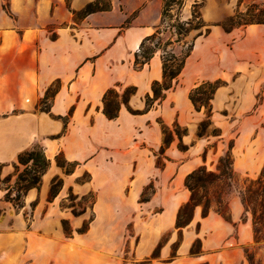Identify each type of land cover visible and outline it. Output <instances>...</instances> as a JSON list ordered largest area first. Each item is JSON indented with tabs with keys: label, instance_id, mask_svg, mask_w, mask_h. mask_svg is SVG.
<instances>
[{
	"label": "crops",
	"instance_id": "crops-1",
	"mask_svg": "<svg viewBox=\"0 0 264 264\" xmlns=\"http://www.w3.org/2000/svg\"><path fill=\"white\" fill-rule=\"evenodd\" d=\"M146 16L149 17L147 9L124 31L111 29L106 41L113 40V44L105 51L103 33L96 28L85 29L77 37L66 32L39 51L33 48L36 39L33 35L13 31L0 34V163L13 162L38 141L49 159L62 153L68 161L79 163L78 170L81 167L89 172L93 182L116 180L111 190L98 192L94 205L96 216L84 234L77 232L66 238L49 231L25 233L22 228L0 226V264H142L148 260L151 264H246L245 248L255 244V240L252 216L239 196L229 202V219L216 212L203 217L202 209L196 208L192 222L182 230V242L173 258V245L179 238L176 220L191 195L185 186L186 177L203 165L215 171L230 141L234 142V170L255 179L259 176L264 165V128L256 131L247 120L242 121L233 137L234 124L227 116H239L247 111L246 105L239 101L243 99L244 88L225 86L216 91L212 100V122L221 136L197 137L205 113L195 109L189 94L206 81L200 76L206 73L215 31L195 41L177 88L170 90L160 105L146 111V98L152 96L153 83L163 79L162 51L155 53L141 70L134 68L141 43L154 35L161 24V14L143 20ZM190 18L191 15L182 20ZM254 34L255 30H248L246 40H252ZM161 37L172 38L170 32H162ZM214 78L223 79L220 75ZM55 81L61 86L50 112L38 111V102ZM119 86L136 88L128 102L136 114L122 105L118 118L109 120L103 114V97L109 89ZM246 91L254 97V88ZM70 112L66 133L63 120ZM157 120L170 128L175 124L186 128L188 133L182 137V143L188 149L180 151L175 136L176 141L165 153L170 151L172 159L180 162L167 160L157 176V191L149 200L141 201L146 187L156 178L152 172L154 158L147 154L151 153L147 146L161 148L163 143ZM139 147L143 150L136 151ZM108 148L116 152L109 159ZM121 163L125 165L120 166ZM51 170L50 165L43 177L48 183L60 176ZM75 175L77 172L70 176ZM128 179L129 187L125 191ZM64 188L65 185L54 200L62 195ZM48 189V184L41 186L37 202L48 194ZM120 207L131 212V218L118 217ZM129 223L136 243L128 261L120 251ZM166 234L168 239L159 257L151 259ZM197 239L202 242V253L192 255L191 248Z\"/></svg>",
	"mask_w": 264,
	"mask_h": 264
},
{
	"label": "rangeland",
	"instance_id": "rangeland-1",
	"mask_svg": "<svg viewBox=\"0 0 264 264\" xmlns=\"http://www.w3.org/2000/svg\"><path fill=\"white\" fill-rule=\"evenodd\" d=\"M97 1H99V8L101 10L90 15H85L83 13L85 7ZM196 2L201 4L199 12L205 23L203 31L205 32L207 29H210V31L216 32V39L212 45L213 49L207 60L206 73L203 76L201 75L200 78L202 77L206 81L214 82L217 81L214 77L220 75L223 78L220 79L222 81L220 87H236L237 85L241 90L244 88L241 95L243 99L239 101H242L243 105H246L247 111L239 116H233L231 113L227 114H231L227 116L228 121L234 124L233 137L238 134L242 121L246 120L251 127H255L256 131H259L264 128V25L241 26L230 31L228 20L234 17L237 12H245L251 5L255 4L258 8H262L264 0H185L183 10L180 12L178 7L175 6L171 12V16H173V19L176 18L177 14L180 15L181 19L189 17L192 6ZM107 7L109 10H103ZM161 8L162 0H0V34L4 31H13L12 33L22 34L26 32L33 35V38L34 36L36 37V39H33V48L39 51L42 47L56 42L66 32L77 37V34H80L85 29L96 28L103 33V50L105 51L113 44V40L106 41V38H110L111 29H121L120 32L124 31L126 28L132 26L133 22L141 16L143 10L147 9L149 14V17L146 16L143 20H150V18L161 14ZM248 30H255L254 38L250 41L246 40ZM217 31L220 32L218 36ZM196 34V31H192L186 41L190 42ZM150 46L148 45V48ZM57 57L53 58L56 60ZM240 80L247 82L242 84ZM239 82L240 84L238 85ZM60 86L59 81L52 83L49 101L44 102L41 107H37L38 111L45 112L52 105V97ZM250 87L254 88L255 91L253 98L250 97V92L246 91ZM113 88L122 95L128 87L119 86ZM202 110L205 113L206 110L204 108ZM70 115L71 112L63 120L64 124H66V133ZM157 122L161 123L162 120H157ZM160 128L162 131L161 124ZM172 129L180 133L183 132L182 129H175L174 127ZM212 130V127H207V132H211ZM254 135L255 133L252 137ZM164 138L165 136L162 131V139ZM36 144L41 145L38 141L34 143V145ZM147 148L151 149V153L147 150L145 152H148L147 154L154 158L152 172L156 178H152V182L146 187L141 201L149 200L157 191V182L159 181L157 176L168 163L167 160L161 157L159 147L147 146ZM139 150L143 149L140 147L136 148V151ZM107 151L106 155L108 159L112 158L111 154L116 153L109 148ZM59 154L52 156L49 160L52 166L51 172L59 173L60 176L57 177L61 178L63 186L65 185L62 195L49 204L47 201L51 188L50 182L53 179H50L49 183L47 178L42 179V185H49L48 194L45 197H39V204L36 210L33 211L31 203L36 201L38 192L37 189H33L32 193H28L23 199L26 207L19 210L5 201L4 192L0 189V226L12 229L22 228L25 233L28 230H37L38 234L49 231L56 236H64L62 228V220L64 219L68 220L70 228L74 233L83 230L85 225H89V228L91 227L96 216L93 201L95 200L96 203L98 192L104 189L111 190L116 180L100 179L93 182L92 175L81 167L78 170V166L74 172H77V175H65V170L57 164L56 156ZM171 154L169 151V153H165V157L170 161L173 160L179 163L180 160L172 159ZM17 158L13 162L0 163L2 165V180L15 173L14 164L17 162ZM124 160H126L125 157ZM163 163H165L164 167ZM122 165H125V163L120 164V166ZM110 168L111 166H108V169ZM247 179L255 178L239 174V185L242 186L246 183L245 180ZM14 181L15 177L12 179V184ZM128 181L129 179L126 180L125 191L129 187L127 185ZM224 190L220 186L217 191L219 192V200L223 204H226L237 194L224 192ZM91 195L95 196V199L94 197H90ZM32 198L34 199L32 200ZM155 210H158V208ZM118 217L127 220L131 218V212H128L125 207H120ZM92 219L93 221L90 222ZM125 239L120 253L124 259L129 261L136 243V236L131 223L126 225ZM167 239L168 234L164 235L161 241L166 242ZM87 250H91L89 246H87ZM245 257L246 264H251L250 262L252 264H264V241L260 243L255 242V244L247 246L245 248Z\"/></svg>",
	"mask_w": 264,
	"mask_h": 264
},
{
	"label": "trees",
	"instance_id": "trees-1",
	"mask_svg": "<svg viewBox=\"0 0 264 264\" xmlns=\"http://www.w3.org/2000/svg\"><path fill=\"white\" fill-rule=\"evenodd\" d=\"M175 6L181 12L185 7V0H162L161 24L154 35L146 37L143 40L140 52L135 55L134 68L141 70L150 62L155 53L158 51L163 52V79L160 82L153 83L152 96H147L146 98V111L160 105L165 100L167 93L177 88L179 77L185 68L188 57L194 49L195 41L199 37L207 36L210 33V29H207L205 32L203 31L205 23L199 12L200 3L196 2L193 4L191 18L186 21H183L178 14L173 19L171 12ZM98 10H101L99 8V1L94 4H88L83 13L90 15ZM103 10L107 11L109 9L107 7ZM228 24L230 31L241 26L264 25V6L258 8L255 4L251 5L245 12H237L234 17L228 20ZM192 31H196L197 34L190 42H187L186 39ZM162 32H170L172 38L164 40L161 37ZM148 45H151L150 48H148ZM169 47L171 48L169 49ZM220 84H222L221 80L214 82L204 81L190 91L189 98L195 109L197 111H201L203 108L206 110L205 119L200 123L198 129V138L221 136V131L215 128L212 122V100ZM50 91L51 87L39 101L37 107H41L44 102L49 101ZM135 92L136 88L132 86L128 87L122 95L115 88L109 89L103 97V114L105 117L109 120H116L122 105L127 106L128 110L134 114L132 109L128 107V102L130 96ZM50 109L51 106L45 112H50ZM160 124L165 136L160 148L161 157L168 160L165 157V152L171 146L175 136L179 139L178 149L185 152L188 147L182 143V137L187 135V129L175 124L173 126L175 129H182L183 132L180 133L166 126L163 122ZM208 126L213 128L211 132H207ZM233 146L234 142L232 140L229 143L228 151L219 158L215 171H211L203 165L186 177L185 186L191 195L189 201L180 208L177 215L176 229L179 231V238L173 245V258L177 256V251L182 242V230L192 222L196 208L200 207L202 209L203 217H207L211 212H216L226 219L230 218L229 203L223 204L219 200V192L217 190L220 186L225 189L224 192H232V194H237L236 196L240 197L246 212L252 216L255 242L260 243L264 241V167L256 179H247L245 180L246 183L240 186L239 174L234 170ZM56 160L58 166L65 170V175H72L75 172V168L79 165L77 162L66 160L62 153L56 156ZM50 165L51 162L45 153V149L40 144H36L31 149L19 154L17 162L14 164L15 173L3 180L1 178L2 165H0V189L4 192L5 201L12 204L16 209L20 210L24 208L25 202L23 199L30 190L37 189L40 191L42 179L48 172ZM164 166L165 163H163ZM14 177L15 181L12 184ZM62 188L63 180L59 177H54L51 182L47 202L52 203ZM211 189L212 191L210 192ZM90 197H94L95 199L93 195ZM94 204L95 200L93 201V206ZM37 205V201L31 204L33 211ZM92 221L93 219L90 222ZM62 228L66 238L73 237L74 232L70 228L68 220H62ZM88 230L89 225H85L83 230L77 232L84 234ZM164 243L161 241L158 244L151 259L159 257ZM201 253L202 242L200 239H197L191 248V254L199 255ZM250 263L252 264V262ZM142 264H151V260Z\"/></svg>",
	"mask_w": 264,
	"mask_h": 264
}]
</instances>
